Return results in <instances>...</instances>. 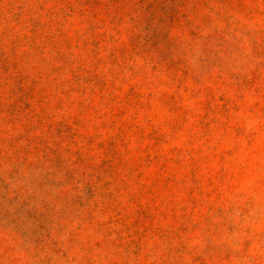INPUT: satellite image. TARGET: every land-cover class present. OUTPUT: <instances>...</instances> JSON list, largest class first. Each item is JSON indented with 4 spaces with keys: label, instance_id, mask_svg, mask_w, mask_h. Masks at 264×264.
Segmentation results:
<instances>
[{
    "label": "rangeland",
    "instance_id": "rangeland-1",
    "mask_svg": "<svg viewBox=\"0 0 264 264\" xmlns=\"http://www.w3.org/2000/svg\"><path fill=\"white\" fill-rule=\"evenodd\" d=\"M0 264H264V0H0Z\"/></svg>",
    "mask_w": 264,
    "mask_h": 264
}]
</instances>
